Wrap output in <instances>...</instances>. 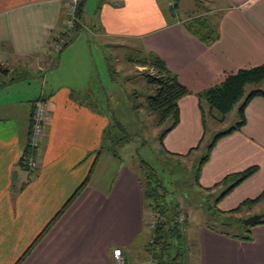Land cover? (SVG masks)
<instances>
[{
  "label": "crops",
  "instance_id": "obj_1",
  "mask_svg": "<svg viewBox=\"0 0 264 264\" xmlns=\"http://www.w3.org/2000/svg\"><path fill=\"white\" fill-rule=\"evenodd\" d=\"M211 1L215 7L206 9L211 18L203 25L217 36L206 43L183 24L196 17H181L179 5L173 16L169 0H87L81 26L67 33V0H0V73L11 80L19 67L29 72L35 67L43 75L40 96L27 103L4 95L13 81L0 85V264H16L88 176L81 193L20 264H116V248L125 264L148 262L153 227L138 173L116 164L115 176L103 180L102 169L115 159L102 150L110 115L95 110L87 97L93 92V45L107 51L106 59H113L118 49L135 47L141 55L153 52L165 60L191 93L179 100L180 120L164 145L189 156L207 134L198 94L241 68L264 63V0ZM81 28L90 36L86 40H79ZM62 35L67 42L51 52ZM51 66H56L54 83L46 81V67ZM62 66L69 77L61 73ZM39 98L45 99L47 120L32 168L20 162L33 102ZM245 115V125L219 139L201 170L200 184L216 198L235 182H225L227 176L259 167L219 201L217 207L225 212L264 192V96L254 97ZM249 230L252 240L199 225L191 236L187 233L192 260L264 264V222L245 228ZM136 252L141 257L134 263Z\"/></svg>",
  "mask_w": 264,
  "mask_h": 264
},
{
  "label": "rangeland",
  "instance_id": "obj_2",
  "mask_svg": "<svg viewBox=\"0 0 264 264\" xmlns=\"http://www.w3.org/2000/svg\"><path fill=\"white\" fill-rule=\"evenodd\" d=\"M165 1L167 2V0ZM214 7L215 5L211 0H179L177 14H180L181 17L202 16L206 18V21L211 18V12H206V9L212 10ZM215 11H213V13L217 14ZM72 30L73 29H71V31ZM78 37L79 40H86L90 36L81 28L78 32ZM69 54L71 53H68V55ZM107 55L109 54L107 51L103 50V48L96 44L93 45L94 73L90 76L93 92L89 93L87 97L95 110L110 115L113 122L121 124L124 127L121 132L117 129V132H120V135L125 133L124 135H127L128 139L123 141V145L118 146L120 157L116 159V157L113 156V159L117 161H110L111 164L107 168L102 169L103 180H109L115 176V171L119 169H116V164H127L136 170L143 181L146 179V176L141 167L140 160H145L160 172L164 186L167 187L169 191V198L174 200L175 203L180 204L182 212L181 219L187 220L184 230L186 237L187 233L191 236L192 232H196V228L199 227V225L210 222H212L211 224H214L215 227L222 228L230 233L240 234L245 232L246 227L242 226L241 219L244 220L248 216V211L253 212V214L264 215V197L257 203L246 205L242 211L235 215L236 218L233 221L225 220L223 223H217L211 220L209 222L210 219L207 210L209 203H214V197H209L207 192L199 191L200 189L195 183L194 174L199 161L207 153L208 146L214 139V136L218 132L232 127L240 119L238 111L239 104L229 113L223 115L217 110H214V113H212L213 111H210L207 100L202 98L207 134L201 147L185 157L166 154L165 148L160 142V135L166 127L171 124V120L159 124L156 113L150 112L147 108L148 97L154 94L155 90L141 74L144 72L145 67L136 60L140 58L139 50L135 47L118 49L116 53L113 54V59H106ZM53 57L58 59L59 53L55 54ZM66 63L67 62H65L64 65ZM63 66L62 69L60 68L61 73L65 72L67 77H69L67 72L69 69L66 70ZM55 67L56 66L46 67V81L49 80L50 83L55 82L53 81L55 77ZM58 73L59 71L56 74ZM75 73L73 76H76ZM9 78L0 73V85L4 81H11ZM13 78L14 81L8 84L11 86H9L4 93L6 97L18 99L19 101L21 100L27 103L29 97L34 99L40 96V89L43 85V75L42 73L36 72L35 67H31L30 72L24 71L19 67L17 70H14ZM99 81L102 86H98ZM255 88L264 89V81L247 85L245 94L247 95ZM73 93L78 97L83 96L82 93L77 91H73ZM21 105L23 107V104ZM134 105H139L137 111ZM147 203H149V201ZM149 214L148 221L151 222V225L153 224V227V212L150 211ZM225 223H230L231 225ZM145 236L146 235H144L143 239ZM147 241L148 239L146 238L145 243ZM149 255L148 262H145V264L153 263V259L150 258L152 255L150 253ZM140 257L139 253L136 252L133 262L136 263V260ZM192 258L193 256L190 255L188 264H195Z\"/></svg>",
  "mask_w": 264,
  "mask_h": 264
},
{
  "label": "trees",
  "instance_id": "obj_3",
  "mask_svg": "<svg viewBox=\"0 0 264 264\" xmlns=\"http://www.w3.org/2000/svg\"><path fill=\"white\" fill-rule=\"evenodd\" d=\"M87 0H80L78 7V16L81 19L83 16L84 6ZM179 5V0H173V5L170 6V12L175 16V8ZM205 18L202 16L185 20L183 24L189 29L193 34L199 36L206 43L211 42L217 36V34L206 30ZM81 24H77L74 29H78ZM139 64L145 67L144 72L141 74L147 79V82L154 87V94L148 97L147 108L150 112L156 113L158 116V123L163 124L167 120H171V124L166 127V129L160 135V142L165 148L164 139L165 136L177 126L180 120V108L179 100L191 93L189 88L182 84L177 74L174 73L167 65L165 60L159 55L149 52L141 55L140 58L136 59ZM57 62V61H56ZM56 62L54 64H56ZM7 71V70H5ZM14 81V78H11V82ZM264 81V63L251 68H241L236 73L231 74L226 77V79L215 86H212L198 95L200 98H205L210 106L211 110L220 111L223 115L229 113L237 104H239L238 111L240 119L236 122L235 125L228 128L227 130L218 132L212 142L208 146L207 153L201 158L196 169H195V183L200 189L201 192H207L209 197H212L210 189L204 188L200 184V175L201 170L204 164L209 159L211 152L219 139L224 136L230 135L233 132L240 130L246 123L245 110L249 102L256 96H264L263 88H255L251 90L247 95L245 94V88L249 84L260 83ZM44 98H39L33 102L31 121H30V130H29V140L27 146L24 150L23 156L21 158V164L26 165L25 160L28 156H36L38 154V149L32 147L30 138L33 131L34 124V112L38 103L43 102ZM135 110L139 109V105H134ZM203 122L206 127L205 119V110L203 109ZM117 129L121 132L124 127L121 124L116 122H111L105 129L103 134V144L102 150L109 151L113 156L120 157L118 146L123 145L127 135H120V132H117ZM202 142L195 148L191 149L189 153L197 150L201 147ZM166 154L172 156L185 157L182 154H176L168 151L165 148ZM189 155V154H188ZM142 169L145 172V180H139L142 186L143 194L147 200L148 207L151 212H153L154 217V226L152 238L148 243L147 251L152 255L153 263L152 264H188L190 261V247L188 244L187 237L185 235V224L187 220L181 219V209L180 204L175 203L174 200H171L168 196V189L164 186L162 176L160 172L153 166H151L147 161L140 160ZM258 166H251L248 169L227 176L225 182L229 178H235V182L229 186L224 192H222L218 197L214 198V203H209L208 206V216L209 222L216 221L217 223H223L225 220L233 221L236 217V213L241 211L244 206L248 204H254L262 200L264 197V192L254 199H247L237 208H234L228 212L220 210L217 206L219 201L229 193L236 185L245 181L258 171ZM87 177L85 182L77 189L69 201L62 207L57 216L46 226L42 233L35 239V241L30 245V247L25 251L21 258L17 261L16 264H20L29 253L32 251L34 246L38 241L44 236V234L49 230L52 224L56 219L67 209V207L74 201V199L81 193L84 186L87 184ZM227 179V180H226ZM223 181V182H224ZM215 207V209H214ZM264 217L258 222L246 226L244 220L241 219L242 226L246 228H251L253 225L258 223H263ZM207 223V226L210 228L215 227L214 224ZM232 223V222H231ZM230 224V223H225ZM231 225V224H230ZM217 228V227H215ZM241 238L246 240H252V234L249 231L240 233Z\"/></svg>",
  "mask_w": 264,
  "mask_h": 264
},
{
  "label": "built area",
  "instance_id": "obj_4",
  "mask_svg": "<svg viewBox=\"0 0 264 264\" xmlns=\"http://www.w3.org/2000/svg\"><path fill=\"white\" fill-rule=\"evenodd\" d=\"M79 3L80 0H67L64 18V26L66 33L69 32L71 29H74L77 24H82L81 19L79 18L77 13ZM168 3L170 6L173 5V0H169ZM66 42L67 35L59 36L53 41L52 45L50 46L51 52L62 49ZM46 120L47 106L43 102L38 103L34 112L33 131L30 138L31 145L34 148L38 149L41 146L45 132L44 128ZM25 163L28 167H35L37 164L35 156L31 155L26 157ZM113 254L116 258V264H125L121 248L114 249Z\"/></svg>",
  "mask_w": 264,
  "mask_h": 264
},
{
  "label": "water",
  "instance_id": "obj_5",
  "mask_svg": "<svg viewBox=\"0 0 264 264\" xmlns=\"http://www.w3.org/2000/svg\"><path fill=\"white\" fill-rule=\"evenodd\" d=\"M263 217H264L263 214H254V215H251V216L245 218L244 219V223H245V225L248 226V225H251V224H254V223L258 222Z\"/></svg>",
  "mask_w": 264,
  "mask_h": 264
}]
</instances>
